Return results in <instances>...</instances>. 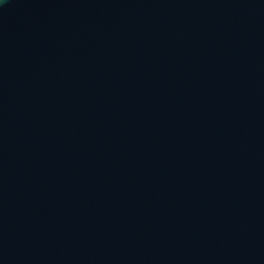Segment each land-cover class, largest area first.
<instances>
[{"label": "water", "instance_id": "95a60500", "mask_svg": "<svg viewBox=\"0 0 264 264\" xmlns=\"http://www.w3.org/2000/svg\"><path fill=\"white\" fill-rule=\"evenodd\" d=\"M0 264H264V0H0Z\"/></svg>", "mask_w": 264, "mask_h": 264}]
</instances>
